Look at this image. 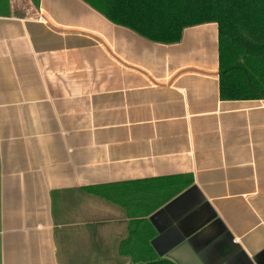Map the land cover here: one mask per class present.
<instances>
[{
  "label": "crops",
  "instance_id": "obj_1",
  "mask_svg": "<svg viewBox=\"0 0 264 264\" xmlns=\"http://www.w3.org/2000/svg\"><path fill=\"white\" fill-rule=\"evenodd\" d=\"M145 261L264 264V100L221 99L217 24L0 0V264Z\"/></svg>",
  "mask_w": 264,
  "mask_h": 264
},
{
  "label": "trees",
  "instance_id": "obj_2",
  "mask_svg": "<svg viewBox=\"0 0 264 264\" xmlns=\"http://www.w3.org/2000/svg\"><path fill=\"white\" fill-rule=\"evenodd\" d=\"M83 1L115 25L160 44L179 43L187 28L217 24L221 99L264 100V0ZM150 228L147 220L140 222L139 238ZM153 236L151 228L141 246L151 249Z\"/></svg>",
  "mask_w": 264,
  "mask_h": 264
}]
</instances>
